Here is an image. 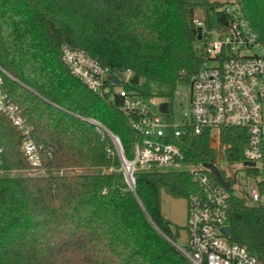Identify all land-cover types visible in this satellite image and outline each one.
I'll use <instances>...</instances> for the list:
<instances>
[{
	"label": "trees",
	"instance_id": "1",
	"mask_svg": "<svg viewBox=\"0 0 264 264\" xmlns=\"http://www.w3.org/2000/svg\"><path fill=\"white\" fill-rule=\"evenodd\" d=\"M246 16L264 42V0H243ZM218 0H0V64L5 89L34 124L44 144L43 175L0 176V264H193L176 244L177 229L162 212L161 192L188 198L199 190L186 170L143 169L132 190L116 145L98 119L133 158L141 135L116 104L82 83L68 68L62 46L84 50L147 96L154 81L169 87L171 106L205 60L197 8L208 29L227 25ZM206 36V35H205ZM201 46V47H200ZM184 70L185 73L181 71ZM119 100V99H118ZM240 128L224 130L229 161L246 146ZM247 140V139H246ZM189 163H216L208 133L178 140ZM0 172L31 170L20 131L0 114ZM80 168L109 172L59 173ZM224 175V173L222 172ZM225 176V175H224ZM226 177V176H225ZM230 241L264 261V206L228 190Z\"/></svg>",
	"mask_w": 264,
	"mask_h": 264
},
{
	"label": "built area",
	"instance_id": "2",
	"mask_svg": "<svg viewBox=\"0 0 264 264\" xmlns=\"http://www.w3.org/2000/svg\"><path fill=\"white\" fill-rule=\"evenodd\" d=\"M219 9L229 16L227 25L208 29L203 20L194 19L197 25H203L205 60L192 81L179 85L175 92L186 87L189 93L188 107L180 119L165 116L171 112L168 101V111H162V102L157 112L145 95L125 86L132 74L130 69L125 77L117 75L121 80L117 84L110 68L84 50L63 45L62 55L70 71L91 90L116 104L141 135L133 158H127L120 138L92 120L101 134L113 139L122 161L121 170L132 190L136 187V173L146 168L186 170L198 186L199 190L187 198V244L178 246L193 264H264L245 246L231 242L230 231L228 235L224 233L223 227L229 226L228 190L205 163L187 162L178 142L187 131L208 133L219 152L218 161L229 160L226 152L233 143L223 142L224 130H245L243 159L235 162L243 164L255 177L253 205L264 206V42L246 16L243 0L226 1ZM5 76L13 77L0 64V114L20 131L22 149L36 170L42 164L44 144L35 140L34 124L6 91ZM3 153L0 146V163Z\"/></svg>",
	"mask_w": 264,
	"mask_h": 264
},
{
	"label": "rangeland",
	"instance_id": "3",
	"mask_svg": "<svg viewBox=\"0 0 264 264\" xmlns=\"http://www.w3.org/2000/svg\"><path fill=\"white\" fill-rule=\"evenodd\" d=\"M193 2H200L202 0H191ZM222 2H226L229 0H218ZM195 18H199L202 20V12L201 8H197L195 13ZM142 90L147 94L146 98L151 103L154 110L159 112V106L162 102L167 101L166 95L169 93V87L154 81H148L143 87ZM179 93L175 94L172 105L170 106L171 112L166 117L173 115L177 119H180L183 115L184 110L187 109L189 103V93L186 87H181L179 89ZM96 122L101 123L104 127V123H102L98 119H92ZM107 128V127H106ZM108 129V128H107ZM109 130V129H108ZM110 131V130H109ZM110 134H114L110 131ZM117 136V135H116ZM113 140V139H112ZM216 166H218L221 171L224 173L226 178L231 180V188L234 193L242 198H245L247 203L252 205L253 201L251 199V191L255 186L256 180L255 177L250 176L247 172V168L243 166V164L231 162L227 159H221L216 162ZM148 169V168H146ZM162 169V168H161ZM113 169L111 168H80L76 170H63V171H54L52 173H75V172H83V173H98V172H109ZM50 172L41 170V169H31V170H21V171H11L5 172L1 171L0 176H29V175H43L48 174ZM161 203H162V212L165 217L170 219L174 223V229H177L176 234V244L178 246L183 245L184 247L187 244V199L186 198H174L169 195L167 192L162 190L161 192Z\"/></svg>",
	"mask_w": 264,
	"mask_h": 264
},
{
	"label": "water",
	"instance_id": "4",
	"mask_svg": "<svg viewBox=\"0 0 264 264\" xmlns=\"http://www.w3.org/2000/svg\"><path fill=\"white\" fill-rule=\"evenodd\" d=\"M197 38L198 40H201L203 38V25L199 24L197 25ZM112 79L114 80V82H116L117 84L121 83L120 78L117 76V74L113 73L112 74ZM161 109L164 112L168 111V103L167 102H163L161 104ZM246 164H254V163H248L246 162ZM206 167H208L212 173L214 174V176L216 177V179L227 189L230 190L231 189V181L226 179L223 174L222 171L219 169L218 166H216L215 163H205ZM223 231L226 235L229 234L230 228L229 226H225L223 227Z\"/></svg>",
	"mask_w": 264,
	"mask_h": 264
},
{
	"label": "flooded vegetation",
	"instance_id": "5",
	"mask_svg": "<svg viewBox=\"0 0 264 264\" xmlns=\"http://www.w3.org/2000/svg\"><path fill=\"white\" fill-rule=\"evenodd\" d=\"M224 176V175H223ZM225 177V176H224ZM226 178V177H225Z\"/></svg>",
	"mask_w": 264,
	"mask_h": 264
}]
</instances>
